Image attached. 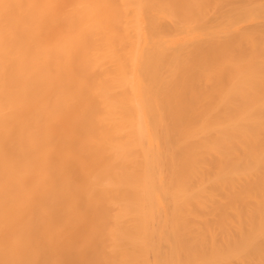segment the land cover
<instances>
[{
    "label": "bare ground",
    "instance_id": "6f19581e",
    "mask_svg": "<svg viewBox=\"0 0 264 264\" xmlns=\"http://www.w3.org/2000/svg\"><path fill=\"white\" fill-rule=\"evenodd\" d=\"M0 264H264V0H0Z\"/></svg>",
    "mask_w": 264,
    "mask_h": 264
}]
</instances>
